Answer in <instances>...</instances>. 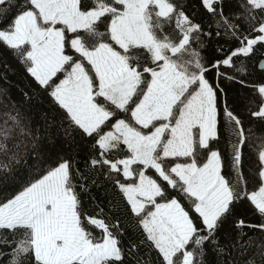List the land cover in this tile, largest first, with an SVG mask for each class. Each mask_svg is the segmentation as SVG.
Instances as JSON below:
<instances>
[{"label":"snow or ice","instance_id":"obj_1","mask_svg":"<svg viewBox=\"0 0 264 264\" xmlns=\"http://www.w3.org/2000/svg\"><path fill=\"white\" fill-rule=\"evenodd\" d=\"M4 56L0 264H264V0H0Z\"/></svg>","mask_w":264,"mask_h":264},{"label":"trees","instance_id":"obj_2","mask_svg":"<svg viewBox=\"0 0 264 264\" xmlns=\"http://www.w3.org/2000/svg\"><path fill=\"white\" fill-rule=\"evenodd\" d=\"M197 19H200V16H198ZM208 55H211V51L208 52ZM0 61H7V68L3 63H0V76L7 77V80L0 79V88L7 89L8 94L14 100L18 99L19 89L24 87V83L18 73L16 64L11 57H7V56L0 57ZM256 75L257 78L259 79L260 69L258 62L256 63ZM256 132L259 134L261 132H264V129L256 128Z\"/></svg>","mask_w":264,"mask_h":264}]
</instances>
